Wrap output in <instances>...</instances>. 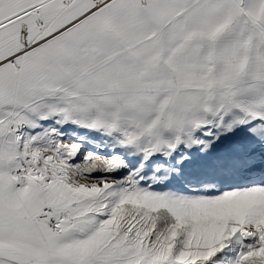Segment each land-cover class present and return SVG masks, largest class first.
<instances>
[{
  "label": "snow or ice",
  "instance_id": "snow-or-ice-1",
  "mask_svg": "<svg viewBox=\"0 0 264 264\" xmlns=\"http://www.w3.org/2000/svg\"><path fill=\"white\" fill-rule=\"evenodd\" d=\"M0 264H264V0H0Z\"/></svg>",
  "mask_w": 264,
  "mask_h": 264
}]
</instances>
